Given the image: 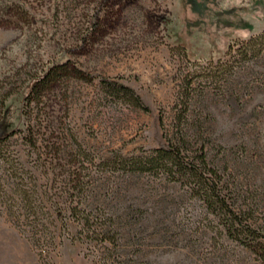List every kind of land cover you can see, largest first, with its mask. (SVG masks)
<instances>
[{
    "label": "rangeland",
    "instance_id": "obj_1",
    "mask_svg": "<svg viewBox=\"0 0 264 264\" xmlns=\"http://www.w3.org/2000/svg\"><path fill=\"white\" fill-rule=\"evenodd\" d=\"M0 128V264H264V239L128 163L180 129L264 231V0H0Z\"/></svg>",
    "mask_w": 264,
    "mask_h": 264
},
{
    "label": "trees",
    "instance_id": "obj_2",
    "mask_svg": "<svg viewBox=\"0 0 264 264\" xmlns=\"http://www.w3.org/2000/svg\"><path fill=\"white\" fill-rule=\"evenodd\" d=\"M239 43L240 41H237L232 46H236ZM248 46L249 45L244 44V48H242L243 57L247 53ZM54 75L56 74L51 73V71H46L42 77L30 83L25 94L28 95L38 90L39 87L52 84L54 82ZM99 84L106 89L111 96H120L133 107L142 111H147V108L141 103L139 98L133 94L130 88L104 79H100ZM186 110L185 108L180 118H178V122L184 118L183 115L186 113ZM175 127L177 128V126ZM12 135L13 128H0V141ZM165 137V146L154 149L145 156L130 159L128 161L130 164L129 167L141 173L153 171L154 174L158 173L165 176L169 182H176L186 186L192 194L199 198L210 214L222 218L230 228L235 227L236 229L243 230L245 233L252 235L253 239H264L263 230L255 232L250 229L246 220L240 219V210L229 200L227 186L221 181L217 171L207 166L205 155L189 156V154L185 152L183 145L185 144L186 133L180 129H176L173 134L167 131ZM123 163L125 166L126 162ZM27 208L30 212V216H35L37 214V207L33 203L31 204V202H28ZM70 212L72 213L71 215L74 221L80 222L82 230L89 232L92 228L89 217L87 215L78 217L77 214L79 212L74 207L70 209ZM95 231L96 229H93L91 233L93 234ZM101 233V241L113 242V235L115 234L110 235L108 232L102 231Z\"/></svg>",
    "mask_w": 264,
    "mask_h": 264
}]
</instances>
